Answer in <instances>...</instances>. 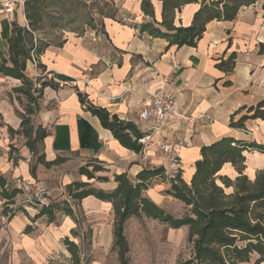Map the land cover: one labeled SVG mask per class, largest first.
I'll list each match as a JSON object with an SVG mask.
<instances>
[{
  "label": "crops",
  "instance_id": "obj_1",
  "mask_svg": "<svg viewBox=\"0 0 264 264\" xmlns=\"http://www.w3.org/2000/svg\"><path fill=\"white\" fill-rule=\"evenodd\" d=\"M7 1L0 0V53L4 57L12 22L23 25L25 21L21 5L16 6L14 18H8L3 7ZM114 2L123 22L105 18L103 33H69L62 47H49L40 58L46 79L57 87L43 90L35 127L40 125L47 135L39 155L46 162L57 157L64 162L46 168L32 156L26 139L17 134L21 119L10 99L1 94L4 83L18 85L19 81L0 74V264H71L63 243L66 237L79 247L81 264H119L113 247V204L94 196L74 203L67 196L68 185L88 182L93 189L108 193L117 186L114 175L124 173L135 182L144 168L158 167H163L168 177L181 170L182 179L189 184L202 146L223 137L264 144V120L249 119L244 129L230 127L234 113L241 110L234 118L237 120L247 114L242 108L264 99V0L242 7L232 21L208 22L196 47L180 48L168 47L165 39L138 31L141 24L149 22L163 30L159 26V0H152L153 19L143 14L141 0ZM201 4L198 0L184 5L176 12L174 24L191 25ZM232 54L235 64L231 73L216 68ZM31 66L28 64L27 69ZM226 81L230 85L225 86ZM158 90L177 95L176 119L153 136V140L170 143L175 149L173 155L164 154L153 144L140 153L122 147L77 96L79 91L92 104L137 124L140 109ZM244 155L243 174L253 179L264 169V153ZM87 164L101 166L102 171L95 175L107 181L80 175L79 168ZM219 174L231 179L238 175L230 164H225ZM14 187L23 192L4 213L2 190ZM169 188L168 181L156 178L144 196L166 213L180 217L183 204L166 193ZM40 192H48L52 201L66 199L78 222L60 212L52 223L46 216L38 217L40 208L24 201L26 196ZM187 235L185 226L175 229L158 220L131 217L124 226L128 264H179V247L187 243Z\"/></svg>",
  "mask_w": 264,
  "mask_h": 264
},
{
  "label": "trees",
  "instance_id": "obj_2",
  "mask_svg": "<svg viewBox=\"0 0 264 264\" xmlns=\"http://www.w3.org/2000/svg\"><path fill=\"white\" fill-rule=\"evenodd\" d=\"M88 1L90 0H46L44 10L40 4L42 0H24L25 23L20 25L12 22L7 39V57L0 53V74L19 81L20 85L12 91L26 100L24 113L20 114V129L17 134L26 139V147L32 154L37 152V145L42 143L47 133L40 125L35 127L31 124V116L39 110L43 90L46 87H57L43 75L45 66L40 61L41 56L49 47H62L66 42V32L76 36H82L88 30L103 33L105 18L123 22L114 0H92L89 4ZM159 1L162 3V20L159 26L163 30L156 27L155 22H149L141 24L138 31L140 34L165 39L168 47L177 48L196 47L208 22L232 21L242 7L256 2L202 0L191 25L183 27L174 24L176 12H180L184 5L198 0ZM262 9L264 10V3ZM141 10L145 16L153 19L152 0H141ZM28 64L41 71L35 82L27 74ZM234 64L235 55L232 54L227 60L217 63L216 68L231 73ZM36 84L40 87L37 88ZM224 85L228 86L230 82L226 81ZM77 96L81 105L99 119L101 126L109 130L122 147L136 153L143 151L144 147L138 143L143 134L136 124L121 120L106 109L92 104L79 91ZM244 109L247 114L241 115L237 120L234 118L241 110L231 116L230 127L244 129L245 122L249 119L264 120V99L255 106L242 108ZM249 113L252 114L248 115ZM253 151L264 153V144L223 137L201 147V157L194 163L195 171L189 184L182 179L181 170L168 177L163 167L144 168L136 176L135 182L124 173L114 175L117 186L108 193L93 189L88 182H74L66 187V193L74 203L94 196L113 204V247L117 249L119 264H128V243L124 236V226L131 217L158 220L175 229L187 227V243L191 245V254L179 264H261L264 262V169L258 170L253 179L243 174L246 160L244 153ZM64 161V158L57 157L46 162L43 155L37 156V162L46 168ZM225 164H230L238 173L234 179L219 174ZM101 171V166L87 164L80 167L78 173L88 180L107 181L106 177L95 175ZM30 172L34 175V168ZM156 178L168 181L170 188L166 193L183 204L184 212L180 217L166 213L144 196V192ZM22 192L17 187L11 190L3 188L1 196L5 199L4 213H7L8 206L13 205L16 196ZM58 212L78 222L66 199L50 201L47 206L40 208L37 216H46L47 221L52 223ZM72 235H76V232L72 231ZM63 243L71 255V264H81L79 247L67 237Z\"/></svg>",
  "mask_w": 264,
  "mask_h": 264
},
{
  "label": "built area",
  "instance_id": "obj_3",
  "mask_svg": "<svg viewBox=\"0 0 264 264\" xmlns=\"http://www.w3.org/2000/svg\"><path fill=\"white\" fill-rule=\"evenodd\" d=\"M23 3L24 0H9L4 4L5 13L10 20L14 18L16 6H23ZM176 98L177 95L173 91L158 90L150 96L148 102L144 103L138 113L136 124L143 134L138 139V143L143 147L153 144L164 154L173 155L175 149L170 143L163 140H153V136L159 133L163 125L176 119L178 115ZM50 201L52 200L48 192H40L35 196H26L24 204L33 208H41L47 206Z\"/></svg>",
  "mask_w": 264,
  "mask_h": 264
},
{
  "label": "rangeland",
  "instance_id": "obj_4",
  "mask_svg": "<svg viewBox=\"0 0 264 264\" xmlns=\"http://www.w3.org/2000/svg\"><path fill=\"white\" fill-rule=\"evenodd\" d=\"M90 1H92V0H90ZM90 1H88V4L90 3ZM51 3H53V2L51 1ZM40 4L42 5V8L44 10H46V0H42V2H40ZM95 17L100 19V17L97 15ZM24 23H25V21H24ZM98 23H100V22H97V24ZM97 26H98L97 29H99L100 28L99 25H97ZM67 34H69V33H67V32L65 33L66 37H67ZM27 74L30 78H33V82H35V79L38 76H40L41 71H40V69H36L35 66L33 65L27 69ZM6 82H8V81H6ZM14 84H15L14 82L4 83L5 90L1 94L10 99V101L12 102V105L14 106L16 115L20 118V114L24 113V108L26 106V100L23 96H21L17 93H14L12 91L13 88L20 85V83H17L18 85H14ZM36 87L39 88L40 85L36 84ZM40 110H41V99L39 100V110L33 116H31V124L33 126H35V124H36V117L38 116V113L40 112ZM40 153H41V145L38 144L37 145V152H35V154H32V156L37 157ZM32 196H35V194H32ZM190 252H191V245H189L186 242L184 244L182 243L179 247L178 262H181L185 259H188Z\"/></svg>",
  "mask_w": 264,
  "mask_h": 264
}]
</instances>
